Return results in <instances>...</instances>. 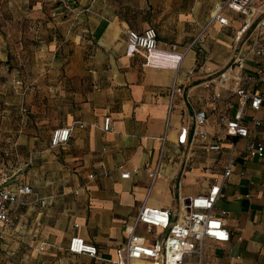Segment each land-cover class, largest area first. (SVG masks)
I'll use <instances>...</instances> for the list:
<instances>
[{"label": "crops", "instance_id": "crops-1", "mask_svg": "<svg viewBox=\"0 0 264 264\" xmlns=\"http://www.w3.org/2000/svg\"><path fill=\"white\" fill-rule=\"evenodd\" d=\"M77 1L71 15L57 19L42 0H9L19 17L0 26L2 113L15 104L5 93H20L19 103L25 101L31 113L28 133L0 146L1 172L28 173L17 183L8 175V187H31L9 205L10 228L0 229V264L6 257L8 264H115L141 204L167 210L174 219L181 198L206 193L221 180L230 156L232 172L212 211L224 212L230 240L204 239L201 264H264V157L243 159L248 141L264 146V112L246 107L250 136L229 137L210 107L229 103L233 113V85L204 86L235 57L249 71L264 66V56L251 51L256 37L264 44V26L229 9L223 12L227 24H207L223 0ZM41 23L50 29L34 40L37 47L33 42L27 54L11 52L14 42L25 41L27 28ZM148 27L157 33L155 49L127 43V31ZM13 60L26 68L14 69ZM174 85L179 91L171 95ZM244 86L264 90L256 79ZM214 93L219 96L212 101ZM199 109L209 110L208 141L193 135ZM64 125L74 126L69 140L51 147L52 130ZM40 126L44 135L38 137ZM183 127L188 137L179 143ZM216 135L225 138L223 147L208 150ZM124 172L130 176L121 178ZM137 234L151 241L163 231L139 226ZM72 236L96 245L98 256L70 253ZM182 264H198V258L187 254Z\"/></svg>", "mask_w": 264, "mask_h": 264}, {"label": "built area", "instance_id": "built-area-1", "mask_svg": "<svg viewBox=\"0 0 264 264\" xmlns=\"http://www.w3.org/2000/svg\"><path fill=\"white\" fill-rule=\"evenodd\" d=\"M225 9L238 12L248 20L257 19V27L262 26L264 18V0H223L214 8V12L207 24L217 21L220 24H227V18L223 15ZM126 41L129 45L152 50L157 47V33L155 28L148 27L141 32L129 30L126 33ZM251 51L256 56H264V44L256 37ZM256 79L264 87V66H259L253 71L245 68L243 58L235 57L225 68L213 72L210 80L204 82L205 87L216 83L221 87L232 83L233 92L237 98V108L231 113V106L225 103L222 108L217 109L211 106V113L217 117V122L222 126L227 136L233 138H248L249 128L243 120L246 107L253 111L264 112V90L252 91L244 86V83ZM20 81H16L19 84ZM179 89L174 85L171 89L173 95ZM218 94H211L210 100L218 98ZM209 110L199 109L194 117V136L208 141L209 132L206 129ZM254 125H259L257 118L252 117ZM82 126V125H79ZM73 125L56 127L50 134V146L55 148L64 145L70 138ZM103 130H110V119L104 120ZM188 137L187 128L179 130L178 142L185 143ZM225 138L214 136L208 142V150L219 151ZM264 157V146L261 142L248 141L243 151V159ZM234 164L230 156L224 166L221 180L214 182L206 193L181 198L178 212L174 219L167 210L152 208L145 203L139 207L134 220L126 227V236L123 244L116 250L115 264H182L185 255L195 254L198 264H201L202 241L206 238L218 243H225L230 240V234L225 226L221 212L219 216L212 213L216 200L221 196V188L227 177L232 172ZM157 175L156 171L150 172L153 180ZM130 172L120 174L121 178H128ZM10 176L0 171V229L7 230L11 225L9 205L16 203L19 196L31 193V187L22 184L16 189H10L7 185ZM139 226H145L148 231L152 228H159L163 231L160 238L145 241L137 234ZM1 237V235H0ZM43 249V245L40 246ZM67 250L73 254H86L91 257L98 256L96 245L85 242L79 236L70 237Z\"/></svg>", "mask_w": 264, "mask_h": 264}, {"label": "rangeland", "instance_id": "rangeland-1", "mask_svg": "<svg viewBox=\"0 0 264 264\" xmlns=\"http://www.w3.org/2000/svg\"><path fill=\"white\" fill-rule=\"evenodd\" d=\"M42 1L44 5V10H47L49 13L55 12L57 19H59L60 17L66 18L67 15L69 14L71 15L70 9H72L76 5H79L77 0H72V2H68V0H46V1L42 0ZM8 6H9V0H0V26L4 24L6 21H10L15 17L16 18L19 17L18 13L11 11ZM47 17H49L48 14H46L44 18ZM56 26H57L56 27L57 33H59L62 28L59 25ZM40 27L41 28H38V26L36 25L33 29L27 28L25 30V33H27L28 36L24 35L26 36L25 41H21V44H18L19 41L14 42L16 46L13 43L11 52L15 53L18 51L19 52L24 51L26 52L24 54L29 53L31 48L28 49L29 51H27L26 46L27 45L30 46V44L33 43L34 40H38V38L44 37L45 36L44 31L45 30L48 31L50 29L48 27L46 28L43 23H41ZM1 33H4L2 29H0V35ZM34 43L37 47V42ZM10 64H12V67L16 70L26 68L24 67L23 62L17 60H13L12 62H10ZM5 95L9 97V100H13L15 104L11 106L12 107L11 109H8L9 111L8 114L6 113V110H4L5 111L4 113H2L3 106L0 107V146L4 144H11L19 136L26 135L28 133L27 129L30 127L29 116L31 113L28 114L25 101L19 103L22 97L20 93H5ZM5 107L8 108L9 106H5ZM35 135L38 137L44 135L42 126L36 129ZM8 175L11 176V183H17V182H25V178L28 175V173L19 171L17 173H9ZM4 255L5 253L4 251H2L0 253V256H4ZM3 261H4L3 264L10 263V257L4 258Z\"/></svg>", "mask_w": 264, "mask_h": 264}, {"label": "water", "instance_id": "water-1", "mask_svg": "<svg viewBox=\"0 0 264 264\" xmlns=\"http://www.w3.org/2000/svg\"><path fill=\"white\" fill-rule=\"evenodd\" d=\"M68 2H72V0H68ZM261 25L264 26V18L262 19Z\"/></svg>", "mask_w": 264, "mask_h": 264}]
</instances>
